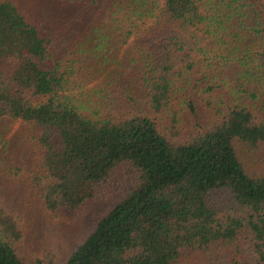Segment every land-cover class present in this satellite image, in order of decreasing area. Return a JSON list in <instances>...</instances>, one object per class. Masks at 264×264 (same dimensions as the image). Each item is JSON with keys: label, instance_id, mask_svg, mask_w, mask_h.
Segmentation results:
<instances>
[{"label": "trees", "instance_id": "trees-1", "mask_svg": "<svg viewBox=\"0 0 264 264\" xmlns=\"http://www.w3.org/2000/svg\"><path fill=\"white\" fill-rule=\"evenodd\" d=\"M15 124L38 164L3 148L0 178L51 219L134 176L56 264H264V0H0V142ZM20 222L0 206V264H30Z\"/></svg>", "mask_w": 264, "mask_h": 264}, {"label": "rangeland", "instance_id": "rangeland-1", "mask_svg": "<svg viewBox=\"0 0 264 264\" xmlns=\"http://www.w3.org/2000/svg\"><path fill=\"white\" fill-rule=\"evenodd\" d=\"M107 89L110 90L108 86ZM191 100L195 103L194 112L183 107L181 118L187 123H194L195 126L197 122L203 124L207 115L202 111L197 99L192 97ZM35 134L32 128L15 124L2 137L0 156L5 148L4 156L8 161L21 159L24 166L29 168L37 165ZM133 185L134 176L129 168L124 163L116 165L91 199L74 210L62 208L58 211L59 218L51 219L30 188L24 172L20 173L16 180L0 178V206L16 213L21 220L22 238L17 245V254L30 264H35L38 260L39 264H56L91 230L96 220ZM239 248L244 253L249 252L247 243L239 244Z\"/></svg>", "mask_w": 264, "mask_h": 264}]
</instances>
